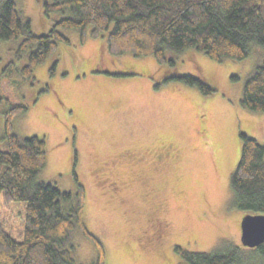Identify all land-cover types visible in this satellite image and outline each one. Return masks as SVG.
I'll list each match as a JSON object with an SVG mask.
<instances>
[{
	"label": "rangeland",
	"instance_id": "obj_1",
	"mask_svg": "<svg viewBox=\"0 0 264 264\" xmlns=\"http://www.w3.org/2000/svg\"><path fill=\"white\" fill-rule=\"evenodd\" d=\"M13 1L37 35L69 15L45 14L41 3L53 0ZM61 33L68 43L34 68L31 82L20 73L25 58L16 56L21 38L0 41V150L7 103L26 106L12 130L45 142L36 179L71 193L83 187L84 222L102 242L105 264H185L175 246L209 254L231 245L248 255L240 228L246 213L232 206L230 177L239 133L264 142V113L240 104L264 48L250 46L241 61L186 50L159 64L113 56L103 37L81 42L78 30ZM182 76L214 91L204 94ZM70 243L77 264H93L92 243L78 233Z\"/></svg>",
	"mask_w": 264,
	"mask_h": 264
},
{
	"label": "trees",
	"instance_id": "obj_2",
	"mask_svg": "<svg viewBox=\"0 0 264 264\" xmlns=\"http://www.w3.org/2000/svg\"><path fill=\"white\" fill-rule=\"evenodd\" d=\"M43 12L69 13L54 22L46 34L32 32L13 0H0V41L21 38L16 56L25 58L21 76L34 80L33 70L49 57L59 42L68 43L62 29L78 30L106 40L113 56H152L159 64L173 63V54L186 50L215 61H241L250 46L264 48V0H53ZM172 55V56H171ZM179 80L214 91L199 78ZM242 108L264 113V57L246 78ZM27 107L7 103L4 118L6 150H0V264H77L71 239L78 233L95 248L93 264H105L102 242L84 222L85 191L59 190L50 181L36 179L46 161L45 142L22 137L12 130L15 116ZM240 159L230 177L232 206L246 214H264V142L239 133ZM174 251L185 264H264V243L248 255L236 246L212 253Z\"/></svg>",
	"mask_w": 264,
	"mask_h": 264
},
{
	"label": "water",
	"instance_id": "obj_3",
	"mask_svg": "<svg viewBox=\"0 0 264 264\" xmlns=\"http://www.w3.org/2000/svg\"><path fill=\"white\" fill-rule=\"evenodd\" d=\"M240 228L244 247L254 249L264 243V214H246Z\"/></svg>",
	"mask_w": 264,
	"mask_h": 264
},
{
	"label": "flooded vegetation",
	"instance_id": "obj_4",
	"mask_svg": "<svg viewBox=\"0 0 264 264\" xmlns=\"http://www.w3.org/2000/svg\"><path fill=\"white\" fill-rule=\"evenodd\" d=\"M139 155H140V156H139ZM133 156L136 157L135 159H136L138 162H139L140 160H142V159H141L142 156H141V154H139V153H134Z\"/></svg>",
	"mask_w": 264,
	"mask_h": 264
}]
</instances>
